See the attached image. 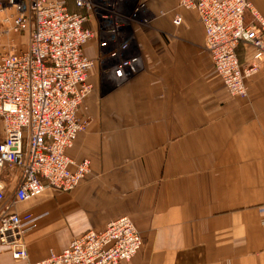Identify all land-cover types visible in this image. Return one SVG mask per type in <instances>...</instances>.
<instances>
[{"label": "crops", "instance_id": "obj_1", "mask_svg": "<svg viewBox=\"0 0 264 264\" xmlns=\"http://www.w3.org/2000/svg\"><path fill=\"white\" fill-rule=\"evenodd\" d=\"M58 1L74 8L73 0ZM138 1L146 15L132 33L142 68L124 82L102 66L100 22L87 24L96 32L84 48L95 61L94 88L79 110L88 126L68 155L90 160L91 173L73 191L48 188L15 207L40 217L25 236L29 262L129 217L143 247L121 264H264V74L247 80L246 98L233 96L197 12L180 0ZM247 1L264 17V0ZM8 14L0 12V58L11 45L19 53L29 47L27 33L5 32ZM253 53L243 47L241 64ZM2 182L14 190L17 171L5 169ZM0 264L27 262L0 242Z\"/></svg>", "mask_w": 264, "mask_h": 264}, {"label": "built area", "instance_id": "obj_2", "mask_svg": "<svg viewBox=\"0 0 264 264\" xmlns=\"http://www.w3.org/2000/svg\"><path fill=\"white\" fill-rule=\"evenodd\" d=\"M121 1L73 0L80 12H71L58 0H0V12L9 13L5 32L29 36L26 52L19 53L11 45L0 58V242L16 261L121 264L131 262L143 247L134 222L121 217L102 231L90 229L74 237L63 252L30 263L25 236L38 227L40 217L14 211L48 188L73 191L91 173L90 160L75 163L68 155L88 126L79 118V110L94 88L95 61L84 48L96 32L87 24L94 19L102 24L100 31L106 38L99 45L101 61L113 64L108 71L118 82L142 68L140 56L131 52L134 40L118 42L125 26L117 20L135 21L145 4L137 0L123 12ZM180 7L198 13L219 77L233 96L246 98L247 80L264 74V17L247 0H180ZM181 23L177 15L174 24ZM240 47L254 50L246 65L240 62ZM5 169L18 173L14 190L2 182Z\"/></svg>", "mask_w": 264, "mask_h": 264}, {"label": "rangeland", "instance_id": "obj_3", "mask_svg": "<svg viewBox=\"0 0 264 264\" xmlns=\"http://www.w3.org/2000/svg\"><path fill=\"white\" fill-rule=\"evenodd\" d=\"M136 0H132V3H131V5L129 4V7L130 6H132L133 5V3L135 2ZM127 9V7L126 8H124V9H122L123 10V12H125V10ZM145 16L146 15V13H145V11L143 12H140V14H138L137 16H136V18H140V17H142V16ZM97 21V20H96ZM118 21V23H120L121 24V22L122 23H124V26H125V29H124V33L122 34V36H121V38H119V40H118V42L120 43L121 42V40L122 39H125V38H132L133 40H134V36H133V33H132V31H134V29H137V27H141V24L140 23H138L137 21H127V20H117ZM97 22H99V21H97ZM115 22V20H113V21H111L110 22V24H108V26L109 27H111V24H113ZM99 24V26H100V28L102 27V24L101 23H98ZM140 24V25H139ZM99 36H100V38H106V36H105V34H103V33H101V31H100V34H99ZM135 41V40H134ZM133 48H134V51H132V53H133V55H138L137 54V51H136V49H135V44H134V42L132 43V45H131ZM240 58V57H239ZM241 60V59H240ZM102 66H104V69L107 71L108 70V68H110V67H112L113 66V64L111 63V62H109V61H105V62H103L102 63Z\"/></svg>", "mask_w": 264, "mask_h": 264}, {"label": "trees", "instance_id": "obj_4", "mask_svg": "<svg viewBox=\"0 0 264 264\" xmlns=\"http://www.w3.org/2000/svg\"><path fill=\"white\" fill-rule=\"evenodd\" d=\"M74 3V2H73ZM74 5V8L72 9V8H69V6H68V8H69V10L71 11V12H80L76 7H75V4H73ZM250 20V18L249 17H247V19H246V21L248 22ZM243 47H240L239 49H238V56L240 57V51H241V49H242ZM240 59V58H239ZM240 62H241V60H240Z\"/></svg>", "mask_w": 264, "mask_h": 264}]
</instances>
